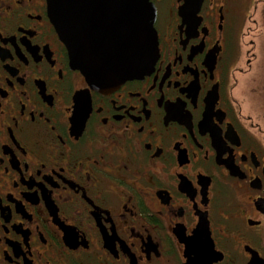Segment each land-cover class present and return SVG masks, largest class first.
I'll use <instances>...</instances> for the list:
<instances>
[{"label": "flooded vegetation", "instance_id": "af4514ba", "mask_svg": "<svg viewBox=\"0 0 264 264\" xmlns=\"http://www.w3.org/2000/svg\"><path fill=\"white\" fill-rule=\"evenodd\" d=\"M148 2L152 69L99 89L46 0H0V264H264V138L234 95L255 5Z\"/></svg>", "mask_w": 264, "mask_h": 264}, {"label": "water", "instance_id": "95a60500", "mask_svg": "<svg viewBox=\"0 0 264 264\" xmlns=\"http://www.w3.org/2000/svg\"><path fill=\"white\" fill-rule=\"evenodd\" d=\"M69 65L92 88H114L148 73L158 55L155 8L148 0H46ZM180 16L196 18L203 0H181ZM263 264V263H252Z\"/></svg>", "mask_w": 264, "mask_h": 264}, {"label": "rangeland", "instance_id": "374dc122", "mask_svg": "<svg viewBox=\"0 0 264 264\" xmlns=\"http://www.w3.org/2000/svg\"><path fill=\"white\" fill-rule=\"evenodd\" d=\"M249 20L242 32L245 37L239 38L242 61L244 50L251 55L250 68L246 74H236L238 86L234 95L241 105L242 115L254 124H258L264 138V0H251Z\"/></svg>", "mask_w": 264, "mask_h": 264}]
</instances>
